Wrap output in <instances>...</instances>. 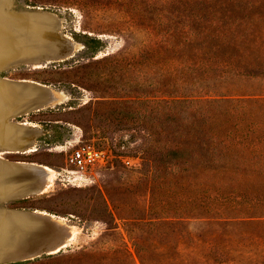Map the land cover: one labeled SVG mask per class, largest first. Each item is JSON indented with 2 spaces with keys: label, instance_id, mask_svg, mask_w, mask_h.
<instances>
[{
  "label": "rangeland",
  "instance_id": "374dc122",
  "mask_svg": "<svg viewBox=\"0 0 264 264\" xmlns=\"http://www.w3.org/2000/svg\"><path fill=\"white\" fill-rule=\"evenodd\" d=\"M12 1L15 13L56 15L72 52L0 71L59 93L55 105L14 120L39 130L35 143L23 154L0 153L56 177L44 194L0 208L64 218L71 237L59 252L4 264H264V225L238 219L264 217V104L244 101L264 98V75L232 70L216 82L210 54L178 51V42L204 32L207 11L201 21L191 17L199 9L178 0ZM162 40L177 48H158ZM232 62L239 67L238 57ZM218 85L223 104L196 101L214 98ZM78 144L110 149L113 164L87 181L64 180ZM0 226L8 235L10 226Z\"/></svg>",
  "mask_w": 264,
  "mask_h": 264
},
{
  "label": "bare ground",
  "instance_id": "6f19581e",
  "mask_svg": "<svg viewBox=\"0 0 264 264\" xmlns=\"http://www.w3.org/2000/svg\"><path fill=\"white\" fill-rule=\"evenodd\" d=\"M12 2L0 0V71L70 56L72 47L59 34L61 23L56 15L44 11L15 13L10 8ZM46 93L55 97L47 100ZM56 96L59 93L44 84L0 77L1 154H23L35 143L39 130L14 120L55 105ZM53 177L56 172L43 164L0 157V204L44 194ZM1 224L10 226L8 235L0 238L1 264L59 252L71 237L64 218L42 211L0 208Z\"/></svg>",
  "mask_w": 264,
  "mask_h": 264
},
{
  "label": "trees",
  "instance_id": "16d2710c",
  "mask_svg": "<svg viewBox=\"0 0 264 264\" xmlns=\"http://www.w3.org/2000/svg\"><path fill=\"white\" fill-rule=\"evenodd\" d=\"M178 4L193 5L197 8L191 14L195 19H204L203 11L208 13L207 26L204 32L197 33L187 45L183 47L178 42V51L192 47L196 51L203 52V55L210 54L213 61L212 69L217 74L216 82L222 83L227 74L236 72V76L259 77L264 75V0H178ZM199 26H203L202 23ZM202 28V27H201ZM206 33L203 37L202 34ZM97 46L100 40L91 39ZM158 48L175 50L177 47L173 42L162 40L157 42ZM95 52L98 49L94 50ZM238 57L240 59L239 67H236L232 60ZM248 74L245 75L244 73ZM218 87V88H216ZM213 88L214 98L212 96L198 95L197 102H209L212 104H223L226 101V94L222 91V85ZM246 103H255L258 106L264 104V98H251L246 95ZM202 97H208L204 100ZM211 99H210V98ZM219 97V98H217ZM179 104L185 103V100H178ZM228 218L218 217L215 222L224 224ZM237 219V218H235ZM246 226L264 225L263 216L239 217ZM229 220V219H228ZM138 255L140 254L137 251ZM140 257V256H139ZM142 262H145L140 257Z\"/></svg>",
  "mask_w": 264,
  "mask_h": 264
},
{
  "label": "built area",
  "instance_id": "2783aa9c",
  "mask_svg": "<svg viewBox=\"0 0 264 264\" xmlns=\"http://www.w3.org/2000/svg\"><path fill=\"white\" fill-rule=\"evenodd\" d=\"M114 155L108 148H97L91 144L73 147L68 157V168L62 170L64 180L73 184L87 181V173L97 167H108L113 164Z\"/></svg>",
  "mask_w": 264,
  "mask_h": 264
},
{
  "label": "water",
  "instance_id": "95a60500",
  "mask_svg": "<svg viewBox=\"0 0 264 264\" xmlns=\"http://www.w3.org/2000/svg\"><path fill=\"white\" fill-rule=\"evenodd\" d=\"M45 255V254H44ZM40 256H43V254H41ZM39 255L38 256H35L36 258H38V257H40ZM36 258H33V259H31V258H27L26 260H18V261H4V262H2V263H8V262H10V263H17V262H24V261H29V259H31V260H34V259H36ZM1 264V263H0Z\"/></svg>",
  "mask_w": 264,
  "mask_h": 264
}]
</instances>
